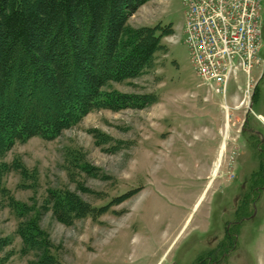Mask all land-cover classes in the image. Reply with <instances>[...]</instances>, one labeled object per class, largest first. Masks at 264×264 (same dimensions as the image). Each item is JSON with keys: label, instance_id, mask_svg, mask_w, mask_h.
<instances>
[{"label": "rangeland", "instance_id": "1", "mask_svg": "<svg viewBox=\"0 0 264 264\" xmlns=\"http://www.w3.org/2000/svg\"><path fill=\"white\" fill-rule=\"evenodd\" d=\"M184 24L183 0L144 4L128 29L166 30L160 49L139 76L103 89L135 104L0 152V264L43 253L56 264H198L227 251L229 226L238 242L222 264H264V188L253 193L264 186V42L256 97L244 100L243 75L232 81L227 121L224 96L201 86ZM25 222L38 225L39 250L25 248Z\"/></svg>", "mask_w": 264, "mask_h": 264}, {"label": "trees", "instance_id": "2", "mask_svg": "<svg viewBox=\"0 0 264 264\" xmlns=\"http://www.w3.org/2000/svg\"><path fill=\"white\" fill-rule=\"evenodd\" d=\"M149 1L0 0V152L34 137L52 140L96 108L135 104L103 89L139 76L160 49L166 30L128 29L129 18ZM58 209L55 202V215ZM18 233L25 248L44 244L34 222L22 223ZM237 242L227 227L220 243L227 251L215 258L211 251L198 264H222ZM35 264L56 262L43 253Z\"/></svg>", "mask_w": 264, "mask_h": 264}, {"label": "built area", "instance_id": "3", "mask_svg": "<svg viewBox=\"0 0 264 264\" xmlns=\"http://www.w3.org/2000/svg\"><path fill=\"white\" fill-rule=\"evenodd\" d=\"M183 6V39L201 86L226 102L229 84L243 75L244 100L250 99L256 85L253 71L263 65V0H183ZM225 108L228 121L226 103Z\"/></svg>", "mask_w": 264, "mask_h": 264}, {"label": "flooded vegetation", "instance_id": "4", "mask_svg": "<svg viewBox=\"0 0 264 264\" xmlns=\"http://www.w3.org/2000/svg\"><path fill=\"white\" fill-rule=\"evenodd\" d=\"M257 134L260 136V133H258L257 132ZM260 150H262V148H260ZM262 152H264V151H262ZM263 179H264V175H263ZM264 188V187H263ZM255 191H256V188H255ZM255 191L253 192V193H255ZM253 196H255V194H253ZM250 220V219H249ZM237 238H238V236H237Z\"/></svg>", "mask_w": 264, "mask_h": 264}, {"label": "crops", "instance_id": "5", "mask_svg": "<svg viewBox=\"0 0 264 264\" xmlns=\"http://www.w3.org/2000/svg\"><path fill=\"white\" fill-rule=\"evenodd\" d=\"M223 146V145H222ZM224 147H222V150H223Z\"/></svg>", "mask_w": 264, "mask_h": 264}]
</instances>
